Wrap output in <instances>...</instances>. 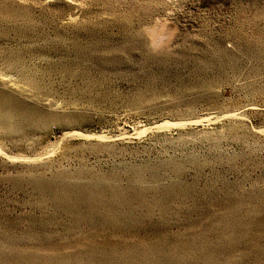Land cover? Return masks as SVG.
<instances>
[{"label":"rangeland","instance_id":"rangeland-1","mask_svg":"<svg viewBox=\"0 0 264 264\" xmlns=\"http://www.w3.org/2000/svg\"><path fill=\"white\" fill-rule=\"evenodd\" d=\"M0 264H264V0H0Z\"/></svg>","mask_w":264,"mask_h":264}]
</instances>
